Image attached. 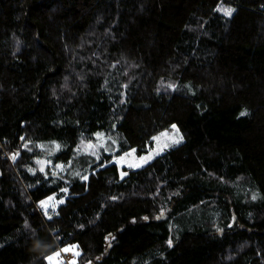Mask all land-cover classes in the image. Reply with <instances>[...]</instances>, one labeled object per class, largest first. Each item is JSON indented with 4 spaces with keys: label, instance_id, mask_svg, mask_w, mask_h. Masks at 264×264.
I'll return each mask as SVG.
<instances>
[{
    "label": "trees",
    "instance_id": "trees-1",
    "mask_svg": "<svg viewBox=\"0 0 264 264\" xmlns=\"http://www.w3.org/2000/svg\"><path fill=\"white\" fill-rule=\"evenodd\" d=\"M72 245L264 264V0H0V264Z\"/></svg>",
    "mask_w": 264,
    "mask_h": 264
},
{
    "label": "rangeland",
    "instance_id": "rangeland-1",
    "mask_svg": "<svg viewBox=\"0 0 264 264\" xmlns=\"http://www.w3.org/2000/svg\"><path fill=\"white\" fill-rule=\"evenodd\" d=\"M106 141H107V138L104 135L99 134L97 136L96 143L90 144V145H92V147H87V148L90 151H97V150H100L101 148H106V146H107ZM75 246H77V245H75ZM68 247H70V246H67L64 248H68ZM61 249H63V248H61ZM61 249L59 248V250H58V251H60V256L54 257L52 264H70V262H73V261H74V264H77L78 261H76V260L79 257V255H75V253H79V250L77 247L74 250L68 251V252H63V251H61ZM89 264H91V263H89Z\"/></svg>",
    "mask_w": 264,
    "mask_h": 264
},
{
    "label": "snow or ice",
    "instance_id": "snow-or-ice-1",
    "mask_svg": "<svg viewBox=\"0 0 264 264\" xmlns=\"http://www.w3.org/2000/svg\"><path fill=\"white\" fill-rule=\"evenodd\" d=\"M217 11H222L223 14H224L225 16H231V14H232V12L234 11V9H231V8H217ZM169 87H171V86H169ZM246 114H247L246 112H242V113H241V116H244V115H246ZM172 127H173L174 129L176 128L175 125H173ZM177 132H178V130H177ZM154 139H158V138H154ZM176 142H178V141H176ZM57 147H59V146H57ZM88 147H92V145H88ZM13 158H15V157H13ZM141 159H145V158L142 157ZM37 163H38V164H41L40 171L43 172V171H44V167H43V165H44L45 162H44V161H37ZM122 175H123V174H122ZM84 178L87 179V177H84ZM49 199H52V198L50 197ZM62 202H63V201L61 200L60 203H62ZM41 207L44 208V209H46V208H47V202H41ZM45 216H46L48 219H51V216L48 214L47 211H45ZM168 243H169V246H171L172 241L169 240ZM76 247H77V246L72 245V246H70V247H68V248H63V249H61V251H63V252L72 251V250H74ZM75 255H79V253H75ZM59 256H60V251H58V252H56V253H54V254H52V255L46 256L45 259L48 261V264H52L54 257H59ZM70 264H74V261H73V262H70Z\"/></svg>",
    "mask_w": 264,
    "mask_h": 264
},
{
    "label": "clouds",
    "instance_id": "clouds-1",
    "mask_svg": "<svg viewBox=\"0 0 264 264\" xmlns=\"http://www.w3.org/2000/svg\"><path fill=\"white\" fill-rule=\"evenodd\" d=\"M51 245H47V244H42L40 241L35 240L33 242V251H37V250H43V249H47L50 248ZM41 254L43 255V251H41Z\"/></svg>",
    "mask_w": 264,
    "mask_h": 264
},
{
    "label": "water",
    "instance_id": "water-1",
    "mask_svg": "<svg viewBox=\"0 0 264 264\" xmlns=\"http://www.w3.org/2000/svg\"><path fill=\"white\" fill-rule=\"evenodd\" d=\"M170 211H171V210H169V212H170ZM167 216H168V215L166 214V216H165V217H167ZM165 217H163V218H162V220H163Z\"/></svg>",
    "mask_w": 264,
    "mask_h": 264
}]
</instances>
